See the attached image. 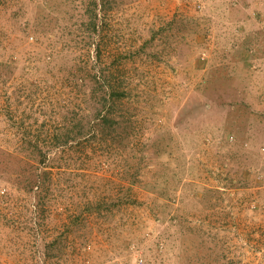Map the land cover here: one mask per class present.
Returning a JSON list of instances; mask_svg holds the SVG:
<instances>
[{"label": "rangeland", "instance_id": "1", "mask_svg": "<svg viewBox=\"0 0 264 264\" xmlns=\"http://www.w3.org/2000/svg\"><path fill=\"white\" fill-rule=\"evenodd\" d=\"M0 264H264V0H0Z\"/></svg>", "mask_w": 264, "mask_h": 264}]
</instances>
